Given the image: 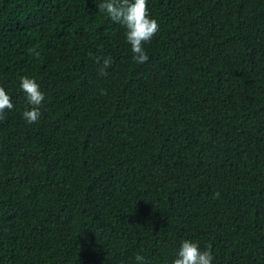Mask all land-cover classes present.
Masks as SVG:
<instances>
[{
	"label": "trees",
	"instance_id": "trees-1",
	"mask_svg": "<svg viewBox=\"0 0 264 264\" xmlns=\"http://www.w3.org/2000/svg\"><path fill=\"white\" fill-rule=\"evenodd\" d=\"M102 2L0 0V264H264V0H147L143 64Z\"/></svg>",
	"mask_w": 264,
	"mask_h": 264
},
{
	"label": "clouds",
	"instance_id": "clouds-1",
	"mask_svg": "<svg viewBox=\"0 0 264 264\" xmlns=\"http://www.w3.org/2000/svg\"><path fill=\"white\" fill-rule=\"evenodd\" d=\"M101 13L106 14L113 22L121 24L125 29V39L131 47L132 59L137 64H143L148 60L144 45L152 41L159 32V24L150 18L147 0H103L98 6ZM91 55V54H90ZM99 65L102 63L100 75H106L104 69L112 64V59L95 58ZM20 89L26 97L31 110H25L23 119L27 124L36 123L40 116V107L45 99L40 91L39 84L31 78H20ZM13 104L10 96L3 87H0V120L4 119L5 110H11ZM219 197V193L215 194ZM211 249L201 251L198 243L191 240H183L177 250L176 258L172 264H212ZM136 264H147L144 256H135Z\"/></svg>",
	"mask_w": 264,
	"mask_h": 264
}]
</instances>
